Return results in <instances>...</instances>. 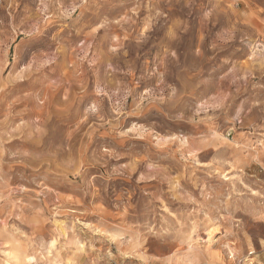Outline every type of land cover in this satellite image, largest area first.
<instances>
[{"label":"clouds","instance_id":"1","mask_svg":"<svg viewBox=\"0 0 264 264\" xmlns=\"http://www.w3.org/2000/svg\"><path fill=\"white\" fill-rule=\"evenodd\" d=\"M0 264H264V0H0Z\"/></svg>","mask_w":264,"mask_h":264}]
</instances>
